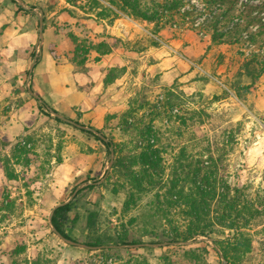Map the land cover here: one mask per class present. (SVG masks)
I'll return each instance as SVG.
<instances>
[{
    "label": "rangeland",
    "instance_id": "1",
    "mask_svg": "<svg viewBox=\"0 0 264 264\" xmlns=\"http://www.w3.org/2000/svg\"><path fill=\"white\" fill-rule=\"evenodd\" d=\"M24 1L28 8L35 7L33 13L19 11L11 0H0V264H193L192 256L184 251L195 248L207 250L202 264H220L214 246L201 237L182 248L149 245L105 252L68 245L54 234L49 224L53 207L68 200L82 183L89 186L104 177L74 202L71 216L79 219L67 232L81 243L125 234L129 241H155L163 238L169 221L183 223L186 217L177 208L163 212V198L156 197V189L145 184V191L136 192L112 168L107 173L111 156L104 146L40 110L27 90V71L32 54L41 52L37 44L41 10L46 28L67 36L73 33L85 50L101 43L107 45L102 50L111 48L106 54L118 48L121 63L107 75L114 76L111 82L124 77L126 84L123 90L110 89L103 98L125 110L107 116L100 129L118 145L115 158L140 155L138 146L155 143L161 151L162 179L169 184L180 162H194L199 155L206 159L209 149L218 156L225 179L243 186L239 188L245 199L264 200V73L253 89H246L251 79L244 70L254 53L264 55V36L254 43L247 39L264 22V0H239L226 17L221 15L226 4L190 0L200 11L198 16L178 15L167 22V12L161 9L160 26L121 12L113 24L92 14L102 26L99 32L87 27L82 20L89 18H81L85 14L66 0ZM86 4L80 0L77 6ZM66 7L75 10L77 22L61 20L68 14L62 11ZM191 8L186 4L180 12ZM252 16L260 21H252ZM216 18L222 20L220 29H229L231 34L225 32L221 42L212 43L213 26L208 20ZM71 25L76 31H69ZM69 40L67 54L72 58L76 45ZM189 45L193 64L182 67L181 80L167 84L156 63L174 50L183 53ZM94 53L105 55L95 49L78 53L77 63L85 59L78 63L81 69ZM66 117L81 121L78 115ZM183 148L186 155L181 158ZM133 169L139 172L140 161ZM11 176L15 179L10 180ZM133 192L135 203L127 209ZM262 227L264 215L251 228L254 250L239 264L264 260ZM20 244L24 249L12 254Z\"/></svg>",
    "mask_w": 264,
    "mask_h": 264
},
{
    "label": "trees",
    "instance_id": "2",
    "mask_svg": "<svg viewBox=\"0 0 264 264\" xmlns=\"http://www.w3.org/2000/svg\"><path fill=\"white\" fill-rule=\"evenodd\" d=\"M16 4L19 11L33 13L35 9L34 6H30L29 9H26L19 5L16 1L11 0ZM86 5L77 6L80 0H66V2L75 7L79 8L84 14L85 17L81 18H91V15L94 14L97 19L101 20H111L109 24H113L116 19L119 18V12L126 13L127 15L133 16L138 19L145 20L147 22L155 23L157 26H160L163 14L161 9L167 12V22L173 20L175 16H182L186 14H200V11H197L196 7L191 4V1L188 0H86ZM148 1H151L150 5L147 4ZM239 0H207L208 5L212 4H226L227 7L221 12L223 16L226 17L228 12L232 11L235 5ZM104 2H108L112 5L111 8L108 7ZM147 4V5H146ZM186 4L191 5L189 11L180 12L182 7ZM63 12H67L71 17L77 18L74 9L64 8ZM43 13L44 23L46 22V17L44 11ZM198 16V15H197ZM252 21H260L256 17L252 16ZM213 26V33L211 35L212 43L221 42L227 32L230 30L227 29L225 32L220 29L222 20L216 18V20H208ZM39 24V23H38ZM164 26L162 23L161 27ZM257 33H250L247 36L248 41L252 43L255 40L262 39L264 36V22L260 23ZM46 30V24H44L43 31ZM68 38L71 39L72 43L76 45L75 52H73L72 60L77 62L78 53L83 51L84 54H87L91 49H95L101 54H106L108 50H102L103 47H106L104 43L100 45L91 46L85 50L83 43L78 42V39L69 33ZM264 45V41L261 40ZM35 52L32 54L34 58ZM40 59L38 55L35 65ZM85 59L78 62L82 64ZM244 70L251 79L250 84L246 89H253L261 74L264 73V55L263 52L258 51L254 53L252 58L244 64ZM28 75V71H27ZM33 77V74H32ZM114 77V76H113ZM110 74L105 78V84L110 83L114 78ZM32 90V81H31ZM35 92V91H34ZM36 93V92H35ZM38 98H36L39 109L44 110L47 115L53 113H59L53 107H51L38 93ZM35 98V97H34ZM56 121L67 123L61 118L54 117ZM76 123L83 125L78 119L75 120ZM69 124V123H68ZM71 125V124H70ZM75 127V126H74ZM78 128V127H76ZM80 129V128H79ZM83 133L93 137L95 140L99 141L105 148L108 155H111V148L114 149V153L118 152V145L113 141L112 138H109L98 129L108 140L105 141L95 135L91 131L80 129ZM152 129L147 128V133L151 134ZM155 143L152 145H146L145 147L138 146L139 150H142L140 155H131L127 157H118L114 158L112 172L118 173L119 176L124 177L129 180L130 188L136 192H143L146 190L145 184L148 187L156 189V197L163 198L165 209L163 212H168L170 209L177 208L179 212L186 217L183 223H172L168 222L169 228L164 229L163 238L157 239L155 241L144 242L141 240H128V235L118 236L116 238L101 239L96 238L92 241L85 242V244L94 247L90 249L92 251H117L119 248L127 246H137L145 247L149 245H157L160 248H169V247H178L182 248L183 244L187 242H196L199 237H206L212 240L214 244L213 250L218 254L220 258V264H222V257L227 261V264H239L247 255L251 254L254 250V237L251 233V228L253 222L259 217L264 215V200H251L245 199L243 194V186L231 185L228 180L225 179L224 174H222V169L219 165L218 156L214 157L211 150H207L209 154L206 159L197 157L194 162L183 163L180 162L177 169L174 170L172 180L168 182L164 181L162 175L164 170L162 169L160 163L162 162L161 151L158 148H154ZM185 148L181 149V158L185 157ZM109 159H111L109 157ZM60 161V158H59ZM140 161L141 169L139 172L134 171V166ZM10 180L15 179L14 176L9 177ZM101 179H97L94 183H91L89 186L84 187L79 190L76 196L71 202L66 205L58 207L52 216V225L53 228L62 234L65 238L69 240H75L72 238L67 229L70 225L76 224L79 219L78 215L71 216L73 210L74 202L78 199V196L87 189H93L96 187V184ZM189 185V187H187ZM73 193V192H72ZM136 193H132L129 201L125 204L126 208H130V204L135 203ZM92 218L90 215L89 219ZM264 230V227H262ZM55 234V232L53 231ZM151 233H146L149 235ZM157 235V234H156ZM79 242V241H78ZM131 248V247H125ZM24 249V245L20 244L15 249L12 250V254H18ZM89 250V249H87ZM186 254H189L193 264H202L204 254L207 252L206 249H190L184 251ZM165 264H173L170 261H167ZM264 264V260L257 263Z\"/></svg>",
    "mask_w": 264,
    "mask_h": 264
},
{
    "label": "crops",
    "instance_id": "3",
    "mask_svg": "<svg viewBox=\"0 0 264 264\" xmlns=\"http://www.w3.org/2000/svg\"><path fill=\"white\" fill-rule=\"evenodd\" d=\"M61 20L69 24L76 21L68 14H63ZM82 22L94 32L101 31L102 26H98L92 18L84 19ZM71 27L73 28L69 31H76L74 25ZM116 33L119 31L116 30ZM70 46L71 43L66 34L56 32L52 27L46 28L43 33L40 59L32 73L33 89L63 116L73 118L74 115H78L81 123H87L84 125L97 130L102 129L107 116H114L119 110H125L124 107L119 109L103 98L110 89L119 87L123 90L126 84L124 77L116 78L115 82L105 84L108 70L121 63L118 53L120 50L113 49L110 54L102 56L94 53L95 55L87 59L81 69L82 66H79L72 60L70 54H67ZM192 50L191 45L186 46L182 50L183 53L174 50V54L169 53L156 63L157 68H160L163 73V79L167 80V84L181 80L182 67L187 66L188 63L191 64L194 60ZM96 56L99 58L96 59ZM99 167L96 170H99Z\"/></svg>",
    "mask_w": 264,
    "mask_h": 264
},
{
    "label": "water",
    "instance_id": "4",
    "mask_svg": "<svg viewBox=\"0 0 264 264\" xmlns=\"http://www.w3.org/2000/svg\"><path fill=\"white\" fill-rule=\"evenodd\" d=\"M19 5H21L22 7H24V8H26V9H29L28 8V5H27V3L24 1V0H15ZM43 27H44V19H43V15L40 13V17H39V39H38V48L39 49H41V47H42V43H43V33H44V31H43ZM37 57H38V54L36 53L35 55H34V58H33V62L31 63V65H30V68H29V70H28V80H27V83H26V85H27V90H28V92L33 96V97H35V98H38V95L37 94H35V92L32 90V87H31V78H32V73H33V69H34V67H35V61H36V59H37ZM56 117H58V118H61V119H63L64 121H66L67 123H69V124H71V125H73V126H75V127H78V128H80V129H84V130H87V131H91V132H93L95 135H97L98 137H100L101 139H103V140H105V141H107L108 139L101 133V132H99L97 129H94V128H92V127H88V126H85V125H80V124H78V123H76L74 120H72V119H68L67 117H65V116H63L62 114H60V113H53ZM111 159H110V162H109V165H108V171H107V173L109 172V170L112 168V166H113V162H114V158H115V153H114V149L113 148H111ZM105 178V177H104ZM104 178L103 179H101L100 181H99V183L100 182H102L103 180H104ZM88 185V183H82L81 185H79L78 187H76V189L73 191V193L71 194V196L68 198V200H66V201H64V202H62V203H59V204H57L55 207H53V209L51 210V212H50V215H49V224H50V226H51V228H52V230L55 232V234L63 241V242H65L66 244H68V245H71V246H75V247H81V248H84V249H94V247H91V246H89V245H87V244H85V243H81V242H78V241H74V240H69V239H67V238H65L62 234H60L58 231H56L54 228H53V225H52V216H53V213H54V211L58 208V207H60V206H63V205H66V204H68L69 202H71L72 200H73V198L76 196V194L78 193V191L79 190H81V189H83L85 186H87ZM199 240V239H198ZM197 240V241H198ZM201 240H207V241H209L213 246H214V244L212 243V240L211 239H208V238H206V237H201ZM187 243H190V242H187ZM153 246V245H152ZM122 247H137V246H127V245H124V246H122ZM222 264H227V261L222 257Z\"/></svg>",
    "mask_w": 264,
    "mask_h": 264
},
{
    "label": "built area",
    "instance_id": "5",
    "mask_svg": "<svg viewBox=\"0 0 264 264\" xmlns=\"http://www.w3.org/2000/svg\"><path fill=\"white\" fill-rule=\"evenodd\" d=\"M186 9H183V11L182 12H184ZM162 98V97H161ZM150 141L153 143L154 142V139H150ZM140 144H141V142H140ZM109 261H112V258L111 259H109Z\"/></svg>",
    "mask_w": 264,
    "mask_h": 264
}]
</instances>
